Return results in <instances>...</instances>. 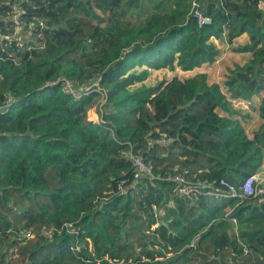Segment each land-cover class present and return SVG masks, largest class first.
Returning a JSON list of instances; mask_svg holds the SVG:
<instances>
[{
  "label": "trees",
  "instance_id": "1",
  "mask_svg": "<svg viewBox=\"0 0 264 264\" xmlns=\"http://www.w3.org/2000/svg\"><path fill=\"white\" fill-rule=\"evenodd\" d=\"M261 1L0 0V264H264V198L240 194L264 170ZM96 79L103 123L98 92L63 91ZM129 150L153 178L131 185ZM184 170L237 194L181 195Z\"/></svg>",
  "mask_w": 264,
  "mask_h": 264
},
{
  "label": "built area",
  "instance_id": "2",
  "mask_svg": "<svg viewBox=\"0 0 264 264\" xmlns=\"http://www.w3.org/2000/svg\"><path fill=\"white\" fill-rule=\"evenodd\" d=\"M260 8L264 10V1L260 2ZM193 15L197 17L200 21V25L203 24H212V21L210 18L204 17L200 11L198 10V3L196 1L193 2ZM18 16H15V20L17 22ZM18 23V22H17ZM41 25L43 23L41 22ZM21 31V28H17L13 38L17 36L16 40H18L19 43H22L18 35ZM10 38V37H8ZM29 40V39H28ZM74 82L72 81H66L63 85V91L67 93H71L75 96L76 99L81 98L84 94H90L92 92H98L99 96L102 97V99L106 98L107 101V95L104 91V89L101 87L99 80L96 79L95 84L91 82L90 84L86 85L85 87H73ZM100 85L98 88L92 85ZM11 101V98L7 99V103ZM172 138H162L161 140H157V143L163 144V145H168L172 142ZM151 145L153 142H150ZM130 146L132 144L129 142ZM127 159L131 162L132 168H133V183L131 184L132 186H135L137 182L146 177V178H153L154 173L152 172V167L148 163L146 156L143 153L140 152H134L133 150H129L126 153ZM186 173L187 171L184 170L182 172H178L174 175L173 179L179 183V193L181 195L190 197L193 195H198L200 193L204 194H209V195H214V196H222V197H229L237 194L236 187L226 181H221V184L225 186L226 189L223 191L221 190H212L211 184L202 181V180H195V181H190L186 178ZM127 184V179H124L121 181L120 184V190L121 193H126L127 189L131 185H126ZM223 186V187H224ZM240 194L243 197H263L264 198V180L261 182V179L259 177V174L251 175L248 176L243 184L240 187ZM156 217H160V213L158 211L155 212ZM234 224L236 225V220H234ZM25 238H31L33 236L32 232L29 230H26L23 234ZM199 240V236L194 238L193 244H196L197 241ZM244 251L245 253L248 252V249L246 246H244ZM230 262H233L230 259Z\"/></svg>",
  "mask_w": 264,
  "mask_h": 264
},
{
  "label": "rangeland",
  "instance_id": "3",
  "mask_svg": "<svg viewBox=\"0 0 264 264\" xmlns=\"http://www.w3.org/2000/svg\"><path fill=\"white\" fill-rule=\"evenodd\" d=\"M19 28H21V27H19ZM24 31L25 30L23 28H21L22 35H23ZM155 37H157V33H152L150 36L147 37V39H154ZM22 40L23 41L21 44H23L25 42L24 41V40H26L25 36H24V39H22ZM32 41H34L33 38H32ZM138 42H143V39L142 38L138 39ZM247 42H249L248 37L243 36L238 41V45L242 46ZM217 43H218V41H217ZM243 56H244V54H240V56L236 57L235 59L240 62L242 60ZM246 57L248 58L249 56L246 55ZM230 58H231V56H230V54H228L226 61L229 60ZM231 60H233V59L231 58ZM219 61L220 62H218L216 66H209L208 68L203 67L201 70L204 72H208L213 79H217L218 81L224 80V53H223L222 59H219ZM150 72H151L150 78L147 80L148 85H156L157 83H159L162 80H169L175 74L174 71H172V70L170 71L167 69L150 70ZM176 72L178 74H181L182 76H187V75L195 73L196 71L189 73V72H184L182 70H177ZM92 82H93V84H95L96 80H94ZM222 84L224 85L223 81H222ZM92 86H95L96 88H98L100 85L98 84V85H92ZM73 87H79V85L77 83H74ZM105 103H106V98L102 99L101 96L96 97V99L94 101V105L92 106V108L88 112V116H89L90 120H93L94 122L96 121V122L103 123L102 119L100 118V116L98 114V111L99 112L102 111L103 107L102 108H100V107H101V105H103ZM243 104H244V106L247 105L245 103H243ZM259 177H260L261 182H262L264 180V170L259 173Z\"/></svg>",
  "mask_w": 264,
  "mask_h": 264
},
{
  "label": "crops",
  "instance_id": "4",
  "mask_svg": "<svg viewBox=\"0 0 264 264\" xmlns=\"http://www.w3.org/2000/svg\"><path fill=\"white\" fill-rule=\"evenodd\" d=\"M245 107H248V104H247V105H245Z\"/></svg>",
  "mask_w": 264,
  "mask_h": 264
},
{
  "label": "water",
  "instance_id": "5",
  "mask_svg": "<svg viewBox=\"0 0 264 264\" xmlns=\"http://www.w3.org/2000/svg\"><path fill=\"white\" fill-rule=\"evenodd\" d=\"M93 121V120H92ZM94 122V121H93ZM96 122V121H95Z\"/></svg>",
  "mask_w": 264,
  "mask_h": 264
}]
</instances>
